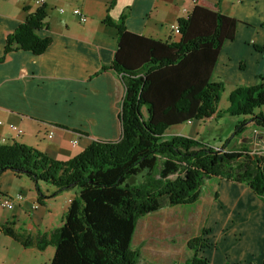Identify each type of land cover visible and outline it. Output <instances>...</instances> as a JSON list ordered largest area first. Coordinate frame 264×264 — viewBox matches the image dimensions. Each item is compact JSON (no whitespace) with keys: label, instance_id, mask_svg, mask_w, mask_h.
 I'll use <instances>...</instances> for the list:
<instances>
[{"label":"trees","instance_id":"trees-1","mask_svg":"<svg viewBox=\"0 0 264 264\" xmlns=\"http://www.w3.org/2000/svg\"><path fill=\"white\" fill-rule=\"evenodd\" d=\"M219 9L196 0L176 23L178 42L130 33L125 15L116 24L105 17L103 23L117 31V47L102 69L114 72L124 88L118 140H93L67 161L18 142L0 145V175L10 171L33 181L40 203L45 198L40 183L55 187L51 197L76 189L61 226L49 239L36 240L39 249L54 247L49 264H137L138 251L131 247L136 221L157 211L164 199L171 207L195 203L204 180L214 177L244 185L264 206V154L212 147L182 135L164 138L171 126L215 114L223 85L212 82L211 73L238 24ZM46 18L37 7L6 35L3 55L18 49L42 54L50 39L38 37L37 30L46 27ZM229 100L228 113L248 117L237 130L249 124L264 128V76L254 86H235ZM0 230L24 247L32 245L12 222ZM204 233L187 242L193 253L183 264H210L200 255L208 248Z\"/></svg>","mask_w":264,"mask_h":264},{"label":"crops","instance_id":"crops-1","mask_svg":"<svg viewBox=\"0 0 264 264\" xmlns=\"http://www.w3.org/2000/svg\"><path fill=\"white\" fill-rule=\"evenodd\" d=\"M111 1L46 0L42 6L47 14L46 27L37 30L38 37L50 39L46 50L40 55L22 49L3 55L6 35L37 6L33 0H0V58L4 56L0 60V145L18 142L51 159L67 161L93 140H118L124 88L114 72L102 69L109 67L117 47V31L114 25L103 23L105 17L116 24L125 15L123 23L130 33L178 42L180 35L171 26L194 4L192 0H114L108 8ZM199 1L218 5L223 15L238 21L234 39L224 42L217 55L211 81L230 89L256 85L258 77L264 76V0ZM73 8H79L88 20L79 23L71 14ZM9 124L20 127L22 135L16 136L8 129ZM74 140L77 143L72 145ZM38 190L45 197L41 203L33 181L10 171L1 173L0 193L10 197L18 194L23 201L16 202L11 210L0 206V226L12 222L32 245L24 247L0 230V264L51 261L54 247L39 249L36 240L49 239L61 226L76 189L70 196L58 193L56 197H51L55 187L49 184H39ZM241 194L255 206L251 214L255 253L237 262L217 243L210 253V264H264V206L251 191ZM165 206L163 211L159 208L136 221L131 247L138 251V264H182L192 257L193 252L186 247L192 236L185 232L191 221L171 217L178 206ZM235 213L231 209V214ZM19 222L28 226L18 228ZM236 237L232 242L239 244L242 237L234 233ZM206 254L204 249L200 255Z\"/></svg>","mask_w":264,"mask_h":264},{"label":"rangeland","instance_id":"rangeland-1","mask_svg":"<svg viewBox=\"0 0 264 264\" xmlns=\"http://www.w3.org/2000/svg\"><path fill=\"white\" fill-rule=\"evenodd\" d=\"M222 85V91L216 104L214 116L194 121L191 124L186 122L181 125L171 126L165 131L164 138H168L170 135L188 136L192 139L202 140L212 147L221 148L222 146H226V149H234V151L241 147H246L251 153L263 155L264 128L249 124L244 126L243 131L236 129V126H239V123L248 119V117L242 115L235 116V114L228 113L230 93L235 87L230 89L229 85ZM261 108L264 110V106ZM244 192H250L244 185L233 184V182L219 180L214 177L204 180L199 192V198L195 203L178 206L175 209V213H173L174 210L167 211L172 212L171 217L173 218H186L187 223L189 221L192 222L187 225L185 230L186 233L188 232L192 236L190 239L201 235L202 231L206 230L204 240L207 242L208 248H206L207 254L203 257L209 263L210 253L216 249L217 243H221L224 250H227L231 260L234 259L238 262L242 258H248L249 255L255 253L252 252L255 247V233L252 232L253 223L251 221L252 210L255 209V206L246 197L241 198V193ZM60 193L61 196L65 194L70 196L72 190H63ZM54 196L56 197V195ZM166 201L165 199L162 201L161 211L165 209ZM241 201L244 202L243 205ZM231 209L233 211L236 210L234 215L231 214ZM16 226L23 228L27 227L28 223L19 222ZM234 233H239L242 237L239 244L232 242L233 239L238 238H233ZM258 245L259 243L257 242Z\"/></svg>","mask_w":264,"mask_h":264},{"label":"built area","instance_id":"built-area-1","mask_svg":"<svg viewBox=\"0 0 264 264\" xmlns=\"http://www.w3.org/2000/svg\"><path fill=\"white\" fill-rule=\"evenodd\" d=\"M196 0H192V3L194 4ZM34 5L37 7H42L43 4H45L46 0H33ZM61 13H64L63 9L59 10ZM185 11V10H183ZM186 12V11H185ZM71 14L77 18V21L79 23H84L86 22L87 17L85 16V14L82 13V11L79 8H73L71 9ZM172 30L176 31V33H178V27L177 25H173L171 26ZM189 124H191V122H188ZM3 124V120L0 118V125ZM8 129L13 131L16 136H21L22 135V130L20 129V127H18L17 125L14 124H9L7 125ZM49 137H52V135H49ZM77 141H73V143H71L72 145L76 144ZM23 201V197L20 195H15L14 197H10V196H6L3 194H0V206L3 207L4 209H8L11 210L16 202H22Z\"/></svg>","mask_w":264,"mask_h":264}]
</instances>
